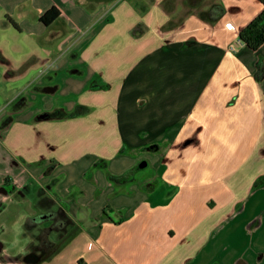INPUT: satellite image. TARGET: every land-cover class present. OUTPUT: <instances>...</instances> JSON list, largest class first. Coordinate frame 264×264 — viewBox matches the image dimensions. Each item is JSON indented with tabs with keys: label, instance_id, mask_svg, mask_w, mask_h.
<instances>
[{
	"label": "crops",
	"instance_id": "0c3cea01",
	"mask_svg": "<svg viewBox=\"0 0 264 264\" xmlns=\"http://www.w3.org/2000/svg\"><path fill=\"white\" fill-rule=\"evenodd\" d=\"M247 2L0 0V264H30L44 196L74 225L35 264H264Z\"/></svg>",
	"mask_w": 264,
	"mask_h": 264
},
{
	"label": "trees",
	"instance_id": "16d2710c",
	"mask_svg": "<svg viewBox=\"0 0 264 264\" xmlns=\"http://www.w3.org/2000/svg\"><path fill=\"white\" fill-rule=\"evenodd\" d=\"M132 2L133 6L138 9L140 12L145 13L148 9V5L144 4L140 0H129ZM264 6V0H259ZM153 3L154 0H149ZM222 11H220V14ZM47 13L43 20L47 23L53 17H49ZM13 26L17 27L14 22ZM48 24V23H47ZM239 41L245 44L249 49L256 51L264 44V8L263 10L252 20L250 21L240 32H239ZM137 169V168H136ZM53 206L54 200L51 198H45L41 200L43 202ZM60 207L56 210H49L46 213L37 214L25 222V232L37 233L38 245L32 248L31 252L26 256V260L30 264L38 263L44 257H51L59 249V244L54 243L51 240V235L57 233L59 240L64 241L67 238L68 228L74 225L73 219L70 217V205L61 199H57ZM49 223L48 226H42L43 224ZM38 229V230H36Z\"/></svg>",
	"mask_w": 264,
	"mask_h": 264
},
{
	"label": "rangeland",
	"instance_id": "374dc122",
	"mask_svg": "<svg viewBox=\"0 0 264 264\" xmlns=\"http://www.w3.org/2000/svg\"><path fill=\"white\" fill-rule=\"evenodd\" d=\"M141 2H145V1H148V0H140ZM155 1V0H154ZM240 1V3L243 5V6H249V4H248V2L247 1H249V0H239ZM54 98V100H55V102L58 100L57 99V97H53ZM79 110V109H78ZM165 146H163V145H151V146H149V147H145V148H143V150L144 151H158V150H162L163 148H164ZM123 151L125 152V149H123ZM144 153H142L141 154V157H144V156H142ZM138 168V167H137ZM140 169H143V166L140 168ZM136 170V168L135 169H133L132 171H131V173L129 174V176H132V174H133V172ZM134 175V174H133ZM128 178V177H127ZM30 195L31 194H29L28 195V197H30ZM45 198H47V196L45 197ZM42 205H45L44 206V208H42L43 209V211L44 212H42V214L43 213H46L47 211H49V210H51V208L53 207H51L50 206V204H48V203H46L45 201L41 204V206ZM43 207V206H42ZM54 210H56V209H54ZM47 224V223H46ZM42 226H46L45 224H43ZM33 233H35V231L33 232ZM36 236H37V234H36ZM56 236H58V235H56ZM56 239H57V237H56Z\"/></svg>",
	"mask_w": 264,
	"mask_h": 264
},
{
	"label": "built area",
	"instance_id": "2783aa9c",
	"mask_svg": "<svg viewBox=\"0 0 264 264\" xmlns=\"http://www.w3.org/2000/svg\"><path fill=\"white\" fill-rule=\"evenodd\" d=\"M229 49L233 52H237L238 51V48L236 47V45H230L229 46Z\"/></svg>",
	"mask_w": 264,
	"mask_h": 264
}]
</instances>
